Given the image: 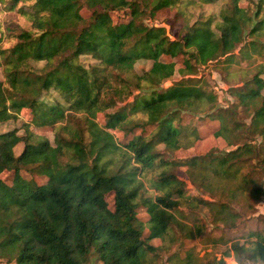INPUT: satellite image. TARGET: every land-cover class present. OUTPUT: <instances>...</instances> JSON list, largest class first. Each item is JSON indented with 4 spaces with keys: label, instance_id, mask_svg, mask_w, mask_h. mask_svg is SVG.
Wrapping results in <instances>:
<instances>
[{
    "label": "trees",
    "instance_id": "1",
    "mask_svg": "<svg viewBox=\"0 0 264 264\" xmlns=\"http://www.w3.org/2000/svg\"><path fill=\"white\" fill-rule=\"evenodd\" d=\"M84 1L93 10L88 22L78 12L80 0H0L1 13L17 12L29 22L5 30L0 22V123L14 124L0 131V262L89 264L93 254L99 264H154L148 254L157 247L149 239H165L173 212L188 198L176 173L180 164L165 159L158 145L173 152L194 145L200 136L183 115L213 108L204 102L215 98L183 78L163 87L175 63L159 60L149 46L182 55L179 74L185 75L194 70L191 57L212 61L232 52L246 35L253 48L258 41L252 38L264 36V0H201L220 2L213 27L212 17L192 22L184 17L183 0H152V14L164 7L177 10L169 30L138 22L137 0ZM115 8H128L131 19L113 23ZM7 40L12 44L4 47ZM81 55L95 62L86 66ZM141 58L153 63L138 73L135 63ZM258 76V87L245 93L252 98L263 86ZM260 98L253 118L264 134ZM23 109L29 120L21 119ZM136 111L140 124L126 122L127 112ZM214 116L216 134L229 137L222 116ZM143 122L155 126L150 134L116 141L113 130L128 135ZM45 127L52 128L50 135L40 131ZM240 150L221 162L239 158ZM186 164L197 163L191 158ZM3 172L13 174L11 183ZM140 207L146 219L138 217ZM232 248L264 264V235Z\"/></svg>",
    "mask_w": 264,
    "mask_h": 264
},
{
    "label": "rangeland",
    "instance_id": "2",
    "mask_svg": "<svg viewBox=\"0 0 264 264\" xmlns=\"http://www.w3.org/2000/svg\"><path fill=\"white\" fill-rule=\"evenodd\" d=\"M151 1L137 0L141 7L137 21L147 26L169 30L168 23L175 20L177 10L164 7L152 14ZM183 1L185 2L180 9L184 17H189L191 22L212 17L213 27L214 22L219 20V1ZM92 11L84 0H80L78 12L83 18H89ZM110 16L116 24H126L131 19L128 8L112 9ZM88 21L89 19L85 20ZM0 22L3 30L7 26L9 29L29 26L26 18L17 12H0ZM252 39L258 41L254 44L255 48L250 44L251 38L246 35L232 52L212 61L201 62L200 59L191 57L194 70L185 75L179 74V68L183 66L182 55L172 57L158 53L155 45L149 46L159 60L175 63L174 69L168 72L163 87L183 78L188 83L203 88L215 98L213 102H204L205 108L215 105L213 108L201 110L194 116L183 115L187 125L193 127L200 136L194 145L181 147L174 152L158 145V150L165 159L180 164L176 173L184 182L188 198L173 212L174 221L165 239H149V242L157 247L154 252L148 254L153 258L154 264H262L248 259L247 253L238 248L229 250L233 245L238 247L246 242L251 243L264 235V134L260 130L261 123H256L253 118L261 104L260 97L264 96V36ZM7 41L3 43L4 47L12 44V41ZM79 60L86 66L95 62L88 55H81ZM152 63V58H141L135 63V69L140 73L149 69ZM36 65L41 66L42 62ZM256 75L263 80V86L259 96L252 98L245 93L258 87ZM131 100L132 97L118 101L109 110L114 111ZM20 114L22 120L31 118L27 109H23ZM214 115L222 116L224 125L229 128L230 132L226 134L228 139L216 134L219 120ZM140 116L137 111L127 112L125 121L139 125ZM98 121L102 125L105 124L106 117L103 112L98 114ZM13 127L14 124L10 122L0 123L1 132ZM154 128L155 126L143 122L141 127L135 128L128 135L122 130L112 132L116 141L124 144L133 135H148ZM51 130L52 128L45 127L40 131L49 134ZM22 146V143H19L15 147L16 154L20 153ZM237 147L241 148L239 158H228L221 162L223 157L227 158L228 153ZM191 158L197 163L192 167L186 164ZM12 175L11 172H3L1 177L11 183ZM35 179L38 182L45 181L42 177L35 176ZM151 193L148 191L146 196ZM147 215L145 207L138 209L139 218L146 219ZM148 234L149 229L145 227L142 236L147 237ZM89 261V264H99L93 254H90ZM0 264L7 263L1 261Z\"/></svg>",
    "mask_w": 264,
    "mask_h": 264
}]
</instances>
